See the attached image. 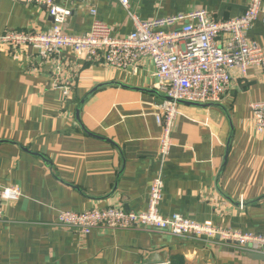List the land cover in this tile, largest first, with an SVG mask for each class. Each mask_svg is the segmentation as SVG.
I'll return each instance as SVG.
<instances>
[{
  "label": "crops",
  "instance_id": "1",
  "mask_svg": "<svg viewBox=\"0 0 264 264\" xmlns=\"http://www.w3.org/2000/svg\"><path fill=\"white\" fill-rule=\"evenodd\" d=\"M56 2L73 10L67 34L90 30L91 6L115 35L133 30L119 0ZM130 3L146 20L197 9L225 20L243 15L249 0ZM51 26L46 8L0 0V35L7 29L45 32ZM248 36L264 47L262 16ZM68 51L63 56L75 59ZM81 64L78 84L64 98L53 88L51 67L37 49L0 47V185H17L23 192L0 219V264H264L255 253L217 239L146 229H95L83 235L55 225L62 210L145 211L161 171L162 128L155 113L164 99L157 93L153 61L145 58L136 73ZM108 82L129 87L103 86L81 104L91 89ZM259 101H264V72L250 68L247 77H236L221 106L180 105L162 169L163 216L180 213L197 222L264 233V133L256 132L250 109Z\"/></svg>",
  "mask_w": 264,
  "mask_h": 264
},
{
  "label": "built area",
  "instance_id": "2",
  "mask_svg": "<svg viewBox=\"0 0 264 264\" xmlns=\"http://www.w3.org/2000/svg\"><path fill=\"white\" fill-rule=\"evenodd\" d=\"M17 1L46 8L52 26L45 32L7 29L0 35V47L10 51L37 49L42 61L51 67L53 88L60 89L64 98H69L78 84L81 62L136 73L142 61L150 58L156 67V88L173 99L164 100L155 113L162 128L161 171L152 181L147 209L62 210L55 225L83 235L95 229L158 230L178 237L217 239L237 251L264 254V233L197 222L180 213L165 217L160 212L165 187L162 169L173 146V128L180 112L177 101L222 103L236 77H247L250 68L264 72V47L248 36L259 16L264 19V0H249L243 15L225 20H218L206 9L146 20L133 11L130 0H119L133 21V30L126 36L115 35L113 28L98 18L96 6L90 7L93 15L90 30L83 35H70L65 26L73 13L71 7L56 0ZM65 51L75 59L63 56ZM250 109L256 132L263 134L264 101L251 103ZM22 196L17 185H0V219L6 207ZM244 205L241 198L240 206Z\"/></svg>",
  "mask_w": 264,
  "mask_h": 264
},
{
  "label": "water",
  "instance_id": "3",
  "mask_svg": "<svg viewBox=\"0 0 264 264\" xmlns=\"http://www.w3.org/2000/svg\"><path fill=\"white\" fill-rule=\"evenodd\" d=\"M112 84H117L123 87H129L128 85H124L123 83H118V82H108V83H102L97 86H95L93 89L90 90V92L86 95V97L81 101V104H83L88 96L96 92L99 88L106 86V85H112ZM164 100H173L172 98L168 97L167 95L162 94L161 92H157ZM180 105L186 104V105H193V106H203V107H210V106H221L219 103H199V102H190L186 100H178L177 101ZM77 118L80 120V108L77 109ZM50 167V166H49ZM256 257L260 259H264V254H253Z\"/></svg>",
  "mask_w": 264,
  "mask_h": 264
}]
</instances>
